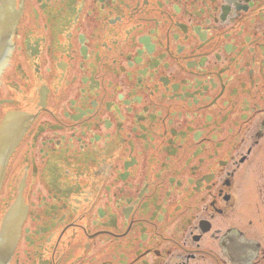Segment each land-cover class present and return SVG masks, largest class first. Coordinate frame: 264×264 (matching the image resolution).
Wrapping results in <instances>:
<instances>
[{
    "label": "flooded vegetation",
    "instance_id": "1",
    "mask_svg": "<svg viewBox=\"0 0 264 264\" xmlns=\"http://www.w3.org/2000/svg\"><path fill=\"white\" fill-rule=\"evenodd\" d=\"M1 27L7 264H264V0H0Z\"/></svg>",
    "mask_w": 264,
    "mask_h": 264
},
{
    "label": "water",
    "instance_id": "2",
    "mask_svg": "<svg viewBox=\"0 0 264 264\" xmlns=\"http://www.w3.org/2000/svg\"><path fill=\"white\" fill-rule=\"evenodd\" d=\"M1 49L3 48L2 47L0 48V62L3 57V51ZM15 240H16V234L12 233L11 228L9 231H6L3 234V240L0 241V264H6L7 257L10 255L11 251L14 248Z\"/></svg>",
    "mask_w": 264,
    "mask_h": 264
}]
</instances>
